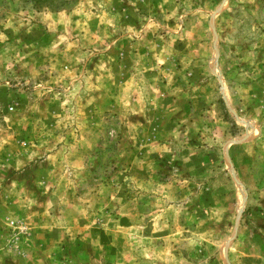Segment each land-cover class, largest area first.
<instances>
[{"label":"rangeland","instance_id":"rangeland-1","mask_svg":"<svg viewBox=\"0 0 264 264\" xmlns=\"http://www.w3.org/2000/svg\"><path fill=\"white\" fill-rule=\"evenodd\" d=\"M59 1L0 0V264H264V0Z\"/></svg>","mask_w":264,"mask_h":264},{"label":"trees","instance_id":"trees-1","mask_svg":"<svg viewBox=\"0 0 264 264\" xmlns=\"http://www.w3.org/2000/svg\"><path fill=\"white\" fill-rule=\"evenodd\" d=\"M31 2L34 7H49L50 9H55L65 4L64 1L60 2L59 0H31Z\"/></svg>","mask_w":264,"mask_h":264},{"label":"built area","instance_id":"built-area-1","mask_svg":"<svg viewBox=\"0 0 264 264\" xmlns=\"http://www.w3.org/2000/svg\"><path fill=\"white\" fill-rule=\"evenodd\" d=\"M14 224V221H11V225H13Z\"/></svg>","mask_w":264,"mask_h":264}]
</instances>
